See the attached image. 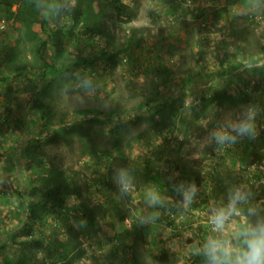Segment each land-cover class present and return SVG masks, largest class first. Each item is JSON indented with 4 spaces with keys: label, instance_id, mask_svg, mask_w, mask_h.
Returning a JSON list of instances; mask_svg holds the SVG:
<instances>
[{
    "label": "rangeland",
    "instance_id": "1",
    "mask_svg": "<svg viewBox=\"0 0 264 264\" xmlns=\"http://www.w3.org/2000/svg\"><path fill=\"white\" fill-rule=\"evenodd\" d=\"M8 1L0 0V264L25 255L28 264H192L195 245L211 234L208 209L226 200L227 186L244 184L254 193L264 187V13H254L250 0H122L133 15L125 23L113 5L96 18L98 0H74V11L59 18L31 10L32 0L9 11ZM90 4L94 14L86 16ZM45 41L54 67H69L50 80L41 79ZM82 77L98 85L96 95H85ZM252 106L259 109L256 139L220 148L209 142L215 128ZM87 111L96 114L80 115ZM26 146L33 148L30 172L22 166ZM121 167L134 178L128 196L117 186ZM52 169L83 190L69 202L98 209L94 221L61 228L51 217L27 233L32 223L24 228L21 198ZM173 173L178 177L169 179ZM194 174L196 203L175 215L182 196L173 185ZM153 188L169 198L168 210L140 226L142 212L156 211L147 202ZM134 224L144 229L138 262L125 261L117 244ZM69 242L66 254L61 245ZM168 249L170 260H157Z\"/></svg>",
    "mask_w": 264,
    "mask_h": 264
},
{
    "label": "clouds",
    "instance_id": "2",
    "mask_svg": "<svg viewBox=\"0 0 264 264\" xmlns=\"http://www.w3.org/2000/svg\"><path fill=\"white\" fill-rule=\"evenodd\" d=\"M32 3L37 10L43 7L57 18L70 15L75 7L74 0H52L50 5L37 3V0H32ZM249 6L254 13H264V0H250ZM80 87L85 90V95L91 93L94 96L98 90V85L88 77L80 79ZM258 112L259 109L252 106L241 118L226 121L210 133L209 142L214 141L220 148L235 146L244 138L256 139L259 135L256 127ZM116 175L119 192L128 196L135 187L131 170L121 167ZM178 175L173 173L169 179ZM173 188L182 196V200L175 203L173 214L182 216L196 203L199 188L194 181L180 182ZM256 197L252 188L230 184L226 189V200L222 199L208 209L211 234L201 244L195 245V254L202 258V264H264V200ZM167 199L155 188L150 190L147 202L156 211L142 212L138 217L140 226L155 224L160 218L159 210H168Z\"/></svg>",
    "mask_w": 264,
    "mask_h": 264
},
{
    "label": "trees",
    "instance_id": "3",
    "mask_svg": "<svg viewBox=\"0 0 264 264\" xmlns=\"http://www.w3.org/2000/svg\"><path fill=\"white\" fill-rule=\"evenodd\" d=\"M94 1V0H91ZM99 1V7L100 12L95 15L96 18L106 17L105 11L108 5H113L115 9V17L117 20L123 21L125 23H131L133 20V15L130 14L127 9L123 6L122 0H98ZM26 2V1H25ZM15 4H24V0H9L8 3H6L7 10H11ZM93 5H89V7L85 11V15L89 16L90 13H93ZM31 10H35L34 5H32ZM9 11H6L9 13ZM37 13H39V10H37ZM20 14L17 15V19L21 16ZM12 19V15H8V20ZM45 20L42 22V28L45 29L48 24L47 15L44 16ZM7 20V21H8ZM0 23H6L5 20H1ZM97 23V21H96ZM47 46V42H43L42 45H40V48L38 50L39 59L44 63V73L41 77L43 80H50V78H56L57 76H60L64 74L69 67L63 66L61 69H56L49 60L48 56L45 53V49ZM118 52L124 53L127 52L126 50H119ZM110 57L113 56V54L109 55ZM243 61H240V65H243ZM226 70L232 69V67H228L227 65L223 66ZM224 69V70H225ZM260 70V68H259ZM168 73V81H172L173 78L170 77L169 74H174L171 71H166V74ZM226 72V71H225ZM194 79L191 80L193 82ZM197 80H195L193 83L196 85ZM196 88V87H195ZM194 88V89H195ZM96 114L95 111H87V112H81L80 115L84 117H88L90 115ZM76 128H68V132L74 131ZM35 147V146H34ZM26 149V150H25ZM23 151V163L22 166L26 168L28 172H30V165H31V153H32V147L26 146ZM94 155H99L100 152L96 150V147L93 146ZM250 150V147H247L246 152ZM86 151V150H85ZM84 151V152H85ZM14 161V159H12ZM13 169H8V173H13L15 170V164L13 165ZM188 173V172H186ZM63 173L61 171H58L57 169H52V171L47 173L46 175H42L40 179L37 180V183L35 186H32L25 197L21 198L23 200V217L25 216L24 223L25 227L27 226L28 222L32 223L30 224V229H25V232L29 233L31 230H33V226L35 224H45L47 223L48 218H55L57 221H59L62 225L57 226L59 229L61 228H70V225H72V222H76L77 224L80 223L84 218L88 219L89 223H93L95 218L96 210L98 209H89V207L86 204H82L80 207H74L69 202V198L72 196H76L80 199H82L83 190L78 187L71 188L73 186V183H67V179L63 178ZM186 178L191 182L194 181L196 185H199L200 182L197 179V175H188ZM256 194H264V187H262L261 190L255 191ZM99 208L103 206L98 204ZM117 216L119 218V221L124 222L127 219V213H124L121 211H117ZM59 223V224H60ZM144 229L142 227H139L137 224H134L131 229H127L123 233L119 234L117 237V244L120 252H122V256L125 258V261H128V259L131 257L132 261H137L136 252L137 247L139 245V242L142 240ZM6 242V241H4ZM23 247L29 246V243H21ZM3 245V242H2ZM65 249V253L71 252L73 248H71V243H66L65 245H61ZM58 249V247H57ZM58 251V250H57ZM171 251L165 250L163 253L157 257V260L160 262L166 263L170 260ZM25 258L20 259V263L18 264H28L30 259L27 260V255L24 256ZM1 258V256H0ZM190 260L192 264H202V258L195 254V248L194 251L191 253ZM4 261L6 264H15L14 262L9 261L7 258H4Z\"/></svg>",
    "mask_w": 264,
    "mask_h": 264
},
{
    "label": "built area",
    "instance_id": "4",
    "mask_svg": "<svg viewBox=\"0 0 264 264\" xmlns=\"http://www.w3.org/2000/svg\"><path fill=\"white\" fill-rule=\"evenodd\" d=\"M1 24V26H0V28L2 29V31L3 30H6L5 28H6V23H0Z\"/></svg>",
    "mask_w": 264,
    "mask_h": 264
}]
</instances>
